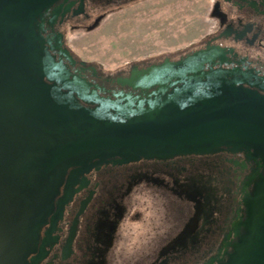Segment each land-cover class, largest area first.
I'll return each mask as SVG.
<instances>
[{
  "label": "water",
  "instance_id": "1",
  "mask_svg": "<svg viewBox=\"0 0 264 264\" xmlns=\"http://www.w3.org/2000/svg\"><path fill=\"white\" fill-rule=\"evenodd\" d=\"M71 6L0 0V264L37 262L29 256L43 226L62 216L92 168L218 152L252 166L243 207L203 264H264V77L225 66L227 51L208 43L134 64L106 88L86 67L73 69L78 60L56 30Z\"/></svg>",
  "mask_w": 264,
  "mask_h": 264
},
{
  "label": "flooded vegetation",
  "instance_id": "2",
  "mask_svg": "<svg viewBox=\"0 0 264 264\" xmlns=\"http://www.w3.org/2000/svg\"><path fill=\"white\" fill-rule=\"evenodd\" d=\"M141 1L68 0L71 9L56 30L78 60L74 70L86 67L89 80L116 88L113 79L129 75L134 64L178 59L210 43L227 51L225 66L264 77V0H206L210 23L199 42L117 72L82 59L69 45V32L92 31L109 13ZM243 161L241 153L218 152L94 167L76 185L62 216L43 226L29 260L38 255L31 264H203L217 254L243 207L242 181L252 166Z\"/></svg>",
  "mask_w": 264,
  "mask_h": 264
},
{
  "label": "rangeland",
  "instance_id": "3",
  "mask_svg": "<svg viewBox=\"0 0 264 264\" xmlns=\"http://www.w3.org/2000/svg\"><path fill=\"white\" fill-rule=\"evenodd\" d=\"M208 12L206 0H144L109 13L92 31L69 32L68 42L82 59L117 72L199 42Z\"/></svg>",
  "mask_w": 264,
  "mask_h": 264
}]
</instances>
